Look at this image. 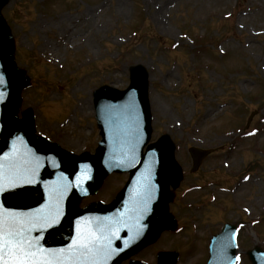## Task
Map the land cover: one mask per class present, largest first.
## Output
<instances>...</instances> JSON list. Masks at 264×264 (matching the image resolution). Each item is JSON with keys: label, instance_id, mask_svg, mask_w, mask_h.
Instances as JSON below:
<instances>
[{"label": "rangeland", "instance_id": "obj_1", "mask_svg": "<svg viewBox=\"0 0 264 264\" xmlns=\"http://www.w3.org/2000/svg\"><path fill=\"white\" fill-rule=\"evenodd\" d=\"M0 18L20 89L14 120L30 116L37 139L71 155L98 146L99 90L124 92L144 74L148 143L163 136L172 166L160 229L118 264H173V253L204 264L227 223L235 264H251L245 251L264 249V0H0ZM190 146L212 149L195 172ZM131 174L82 187L74 210L112 205Z\"/></svg>", "mask_w": 264, "mask_h": 264}, {"label": "water", "instance_id": "obj_2", "mask_svg": "<svg viewBox=\"0 0 264 264\" xmlns=\"http://www.w3.org/2000/svg\"><path fill=\"white\" fill-rule=\"evenodd\" d=\"M17 96L16 73L0 19V218L16 214L34 247L47 254L71 257L75 264H116L156 230L155 220L167 195L166 173L172 166L165 139L150 144L142 155L150 133L144 74L135 70L124 92L102 88L97 93L102 141L93 156L71 159L56 146L43 148L34 139L28 116L11 120ZM189 152L195 170L208 150L191 147ZM114 168L133 169L115 203L75 211L73 201L79 187L94 188ZM33 187L42 188L43 197L28 203L11 200L13 192ZM70 221V240L52 242V233ZM235 247L234 228L226 225L212 236L206 264H233ZM85 251L87 255H82ZM247 255L251 264H264V251L259 247Z\"/></svg>", "mask_w": 264, "mask_h": 264}, {"label": "snow or ice", "instance_id": "obj_3", "mask_svg": "<svg viewBox=\"0 0 264 264\" xmlns=\"http://www.w3.org/2000/svg\"><path fill=\"white\" fill-rule=\"evenodd\" d=\"M22 223L16 214L0 218V264H75L71 257L65 259L35 248ZM83 247L87 248V242ZM81 254L87 255V252Z\"/></svg>", "mask_w": 264, "mask_h": 264}]
</instances>
